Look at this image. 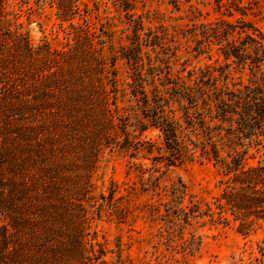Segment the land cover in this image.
Instances as JSON below:
<instances>
[{
  "label": "rangeland",
  "instance_id": "1",
  "mask_svg": "<svg viewBox=\"0 0 264 264\" xmlns=\"http://www.w3.org/2000/svg\"><path fill=\"white\" fill-rule=\"evenodd\" d=\"M57 2L13 0L7 11L37 73L45 57L65 52L86 82L107 87L111 145L97 158L90 189V262L262 264L264 228L245 237L231 218H193L190 208L216 207L222 173L212 142L224 157L249 147L248 162H264V148L227 134L231 126L212 121L215 108L201 102L264 87L249 38L264 34V0H75L70 22L60 20ZM228 51L243 58L228 59ZM26 61L19 59L24 74ZM168 130L178 143L168 144ZM185 207L189 219L179 212Z\"/></svg>",
  "mask_w": 264,
  "mask_h": 264
},
{
  "label": "trees",
  "instance_id": "2",
  "mask_svg": "<svg viewBox=\"0 0 264 264\" xmlns=\"http://www.w3.org/2000/svg\"><path fill=\"white\" fill-rule=\"evenodd\" d=\"M12 3L0 0V216L5 219L0 226V264H92L86 229L96 161L111 145L107 87L86 82L82 69L66 62L65 52L45 57L37 73L31 45L8 18ZM56 6L61 21H72L75 0H58ZM249 38L254 43L256 76L262 75L264 34ZM225 55L243 58L238 51ZM20 58L27 59L26 74L21 73ZM54 62L59 65L52 68ZM225 96H215L213 106L201 100L209 111L215 108L211 120L221 128L229 124L227 134L254 143L261 151L264 87H246ZM192 100L199 105L200 99ZM166 132L169 145L178 143L176 132ZM212 146L222 173L220 194L215 208L207 205L204 211L194 204L191 216H209L223 224L231 218L237 231L248 237L264 228V162L250 164L249 147L224 157L215 142ZM179 212L189 219L186 207Z\"/></svg>",
  "mask_w": 264,
  "mask_h": 264
}]
</instances>
